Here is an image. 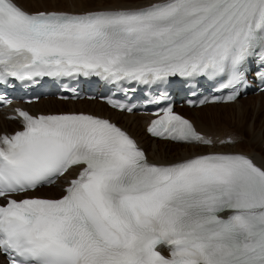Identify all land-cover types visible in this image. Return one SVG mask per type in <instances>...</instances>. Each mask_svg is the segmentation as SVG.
I'll list each match as a JSON object with an SVG mask.
<instances>
[{
  "label": "snow or ice",
  "instance_id": "snow-or-ice-1",
  "mask_svg": "<svg viewBox=\"0 0 264 264\" xmlns=\"http://www.w3.org/2000/svg\"><path fill=\"white\" fill-rule=\"evenodd\" d=\"M249 62L264 83V0H118L34 12L0 0V89L95 77L127 94L207 78L230 89L213 101L230 103L251 87ZM0 103L11 101L0 94ZM14 111L22 130L0 135V264H264V164L251 156L152 162L110 119ZM156 115L152 136L214 148L170 106ZM61 180L58 198L27 195Z\"/></svg>",
  "mask_w": 264,
  "mask_h": 264
},
{
  "label": "bare ground",
  "instance_id": "bare-ground-1",
  "mask_svg": "<svg viewBox=\"0 0 264 264\" xmlns=\"http://www.w3.org/2000/svg\"><path fill=\"white\" fill-rule=\"evenodd\" d=\"M88 1L90 0H77L78 5H83V9H81L80 7L73 9L72 6L65 7L64 2L66 3V0H17V2L22 7L31 12L40 10H84L90 8L112 6L118 2V0H96L97 2L95 1V3H89ZM67 2L72 5V0H67ZM119 2H130V0H119ZM138 2L146 3L148 2V0H138ZM58 3H60L61 5ZM62 3L64 6H62ZM252 97H255L256 99H262L260 103H255L254 107L263 109L264 94H255ZM248 99H250V96H246L245 98H238L235 102L230 103H210L197 108L182 107L185 110L190 111L189 114L183 113V115L193 122L197 130L205 135L210 136L214 141H216L214 148H194L191 146L176 143L172 145L169 141L151 138L144 132L145 125L149 119L148 115L126 114L124 112L110 109L103 103L95 100L62 101L55 98H47L40 99L37 102L25 105V108L29 110V113L35 116L54 112L58 113L65 111H83L107 117L110 120L114 121L125 131H127L142 147L149 160L152 162L174 161L178 158L188 157L193 153H203L208 151H236L251 156L257 164H264V157L259 153V151H254L255 148L253 150L250 149L247 151L241 150L239 148V145L237 144L239 142L240 135L237 133H231L226 128V126L228 125H226V121L231 118L230 114L232 112L237 113V115L240 114L239 116H241L242 118V114L247 109V104H250L251 102H247ZM232 106H238V108L231 109ZM14 110V106H9L6 109L0 110V135L7 131H15L22 126L21 119L16 118L14 120H9L6 118L17 114ZM238 123L242 124V120L238 121ZM262 136L264 137V135ZM229 137L235 139L237 143L230 146L219 144V139L226 140ZM257 140V135L251 136L252 142H255ZM164 144L167 145L164 146ZM169 144L174 146V148L169 146ZM62 183V180L57 181L54 185L38 189L35 192L28 193L27 195L47 198L59 197L61 195Z\"/></svg>",
  "mask_w": 264,
  "mask_h": 264
},
{
  "label": "rangeland",
  "instance_id": "rangeland-1",
  "mask_svg": "<svg viewBox=\"0 0 264 264\" xmlns=\"http://www.w3.org/2000/svg\"><path fill=\"white\" fill-rule=\"evenodd\" d=\"M36 1V0H35ZM96 0H90L88 1L89 3H95ZM103 1H109V0H103ZM69 2V1H68ZM66 0V3L64 2L65 7H70L71 4H69ZM97 2V1H96ZM60 4V3H58ZM61 5V4H60ZM62 3V6H64ZM253 96V95H252ZM250 96V99L247 100L251 101L250 104H247V109L246 111L242 114L241 116L237 115V113H231L230 117L226 121V128L229 132L231 133H237L240 135L239 142L237 143L239 145V148L243 151H247L250 149H254V151H259V153L264 157V108H256L254 107L255 103H260L262 99L258 98L256 99L255 97ZM237 109L238 106H232L231 109ZM178 111H180L182 114L186 113L189 114L190 111L185 110L184 108H178ZM234 111V110H233ZM235 112V111H234ZM233 116V118H232ZM234 119V120H233ZM242 120V124H239L238 121ZM263 127H262V126ZM262 127V128H261ZM261 129V130H260ZM252 135H257L258 140L255 142L251 141V136ZM263 140V142H262ZM262 142V144H261ZM172 145L174 143H171ZM167 144H164L166 146ZM171 146L174 148V146ZM253 148H252V147Z\"/></svg>",
  "mask_w": 264,
  "mask_h": 264
}]
</instances>
